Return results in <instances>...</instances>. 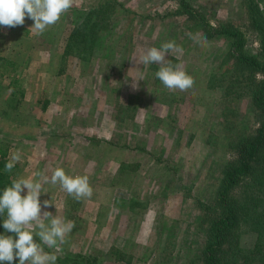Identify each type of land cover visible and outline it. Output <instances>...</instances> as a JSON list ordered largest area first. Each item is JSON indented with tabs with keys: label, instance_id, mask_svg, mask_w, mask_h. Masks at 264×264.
<instances>
[{
	"label": "rangeland",
	"instance_id": "obj_1",
	"mask_svg": "<svg viewBox=\"0 0 264 264\" xmlns=\"http://www.w3.org/2000/svg\"><path fill=\"white\" fill-rule=\"evenodd\" d=\"M188 1L197 17L177 13V0H75L42 35L27 17L0 26V138L9 141L7 160L20 151L16 177H51L60 167L87 175L93 188L76 201L43 185L41 203L56 207L42 211L76 225L56 264L200 263L210 218L203 206L213 203L222 166L236 162L231 143L260 124L250 95L262 78L237 71L228 41L206 37L201 21L240 29L246 53L261 57V44L245 0ZM76 27L80 44L71 48ZM169 41L180 50L166 59L195 81L189 92L169 91L155 75L160 65L130 60Z\"/></svg>",
	"mask_w": 264,
	"mask_h": 264
},
{
	"label": "trees",
	"instance_id": "obj_2",
	"mask_svg": "<svg viewBox=\"0 0 264 264\" xmlns=\"http://www.w3.org/2000/svg\"><path fill=\"white\" fill-rule=\"evenodd\" d=\"M251 27L260 36L257 57L244 50L245 35L233 26L212 27L201 21L208 38L223 37L235 58V69L262 73V78L251 89V102L260 112V124L254 135L239 136L231 143L236 162L221 168V178L211 205H204L209 221L197 264H264V11L259 2L245 0ZM177 13L195 17V9L188 0H177ZM197 17V16H196ZM82 27V23L78 25ZM76 27L67 39V46L79 45L80 29ZM79 29V30H78ZM9 141L0 138V194L18 179L14 168L5 172ZM22 195H26L22 192ZM6 214L0 216V230ZM251 232L249 242L242 244V233Z\"/></svg>",
	"mask_w": 264,
	"mask_h": 264
},
{
	"label": "clouds",
	"instance_id": "obj_3",
	"mask_svg": "<svg viewBox=\"0 0 264 264\" xmlns=\"http://www.w3.org/2000/svg\"><path fill=\"white\" fill-rule=\"evenodd\" d=\"M74 3L75 0H0V26H23L27 17L34 21L30 28L34 34L42 35L50 26L57 24ZM261 10L264 11V6ZM187 35L201 47L206 46V37H201L199 33ZM179 50L174 41H169L159 48L151 47L141 51L138 57H132L130 60L143 64L144 67L151 64L160 65L155 75L169 91L189 92L194 88L193 77L187 74L181 64L174 65L166 59L167 54ZM139 80H143V77ZM137 86L136 83L133 84V88ZM20 161L21 154L17 150L5 163V172H11ZM35 176L38 179L29 177L13 180L11 186L6 187L0 194V216L6 214L3 228L5 232L14 234L0 235V264H13L16 259L19 264H56V251L67 242L66 238L76 225L74 221H66L60 215L42 211V208L46 209L54 204L51 200L41 203V194L47 193L44 184H58L76 201L93 196V188L87 175L71 176L66 174L63 168L57 167L51 177L40 172L35 173ZM25 189L27 193L22 195ZM35 237L39 238V242ZM45 246L54 251H45Z\"/></svg>",
	"mask_w": 264,
	"mask_h": 264
}]
</instances>
